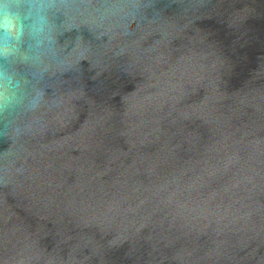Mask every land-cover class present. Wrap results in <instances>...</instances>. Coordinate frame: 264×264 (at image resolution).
Masks as SVG:
<instances>
[{"label": "water", "instance_id": "water-1", "mask_svg": "<svg viewBox=\"0 0 264 264\" xmlns=\"http://www.w3.org/2000/svg\"><path fill=\"white\" fill-rule=\"evenodd\" d=\"M49 18L0 137V264H264V0Z\"/></svg>", "mask_w": 264, "mask_h": 264}, {"label": "clouds", "instance_id": "clouds-1", "mask_svg": "<svg viewBox=\"0 0 264 264\" xmlns=\"http://www.w3.org/2000/svg\"><path fill=\"white\" fill-rule=\"evenodd\" d=\"M57 0H0V137L21 109L34 110L42 93L36 68L52 43L49 18Z\"/></svg>", "mask_w": 264, "mask_h": 264}]
</instances>
